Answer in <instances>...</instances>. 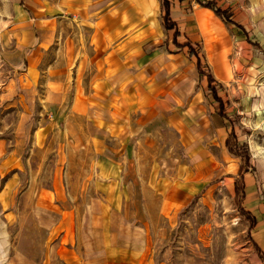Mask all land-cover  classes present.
<instances>
[{"label":"crops","instance_id":"1","mask_svg":"<svg viewBox=\"0 0 264 264\" xmlns=\"http://www.w3.org/2000/svg\"><path fill=\"white\" fill-rule=\"evenodd\" d=\"M211 1L231 12L232 24L190 0L176 1L171 17L180 43L200 44L222 86L223 115L187 48L180 52L173 44L160 0H35L29 7L37 33L32 65H41L53 45L44 38H62L65 24L74 30L58 45L42 99L46 111L51 106L50 113L63 117V153L52 187L38 189L35 210L41 226L59 233L44 261L21 254V264H180L168 249L171 218L221 176L232 179L234 199L243 183L242 207L255 219L249 237L264 264V223L255 214L259 200H252L261 193L258 145L249 128L264 126V82L252 85L260 75L254 67L264 65V0ZM28 95L31 106L36 89ZM232 131L251 154L243 174L227 147ZM171 133L186 162L174 176L161 170L165 160L157 162L155 154ZM77 162L83 170L74 169Z\"/></svg>","mask_w":264,"mask_h":264},{"label":"rangeland","instance_id":"2","mask_svg":"<svg viewBox=\"0 0 264 264\" xmlns=\"http://www.w3.org/2000/svg\"><path fill=\"white\" fill-rule=\"evenodd\" d=\"M34 1L0 0V264H21V254L33 261H44L52 235L59 233L58 228L41 226L35 210L38 189L52 187L55 170L60 167L58 156L63 153L59 151L63 117L50 113L51 106L46 111L42 99L52 77L51 62L57 58L58 45L74 28L65 24L62 38H44L53 45L44 51L41 65H32L37 52L32 55L30 48L37 41V33L29 7ZM53 13L50 10L49 14ZM53 27L49 23L45 30L51 32ZM254 69L260 75L252 85L259 87L264 82V65ZM35 89L38 95L30 106L27 96ZM249 128L253 132L251 141L258 145L254 154L260 164L255 181L261 193L254 194L252 200H259L255 214L264 223V126ZM177 140V135L171 133L169 145H157L155 150L157 162L165 160L161 170L172 176L184 172L181 167L186 165ZM78 165L74 169L83 170L85 164L77 162ZM187 204L171 218L175 228L168 249L179 257L180 264H262L249 237L250 223L234 199L232 179L221 176L207 185L200 197L189 198Z\"/></svg>","mask_w":264,"mask_h":264},{"label":"trees","instance_id":"3","mask_svg":"<svg viewBox=\"0 0 264 264\" xmlns=\"http://www.w3.org/2000/svg\"><path fill=\"white\" fill-rule=\"evenodd\" d=\"M183 2L185 0H160L161 4V13L163 18V25L167 31H174V38H173V44L179 48L180 52H184V48H187L186 56L189 60H195L196 66L199 71L200 77H206L208 81V87L210 90L211 95L220 104V114L223 115L225 113L224 110V101L223 98L219 94V89L222 88L216 80L214 79L210 68L206 61L204 60V57L201 52L200 44H197L196 46L190 41H186L184 43H180L178 41V37H180L181 33L179 32L177 28V23L172 19L171 17V8L173 4L176 2ZM195 1L197 4H199L202 7L209 8L213 10L217 15H219L226 23L232 24V14L228 9H223L221 6L217 4L216 1L211 0H190ZM236 25V24H235ZM237 27H239L237 25ZM227 147L230 151V153L239 158L241 160V174L244 172H248L251 168V154L249 151V147L246 143L242 144L238 141V137L234 131H232L227 139ZM236 199L239 202L240 209H241V215L245 217V219L250 223V229L255 224V219L253 216L247 212L242 207V198H243V183L241 181L237 182L236 184ZM256 251H259L255 247ZM261 257L264 261V256L261 254Z\"/></svg>","mask_w":264,"mask_h":264}]
</instances>
